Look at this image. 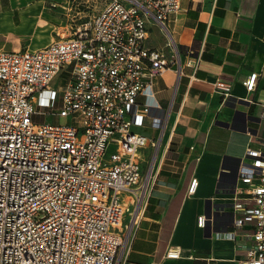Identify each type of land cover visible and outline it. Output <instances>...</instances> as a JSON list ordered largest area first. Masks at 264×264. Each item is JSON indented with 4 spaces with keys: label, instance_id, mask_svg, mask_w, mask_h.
I'll return each mask as SVG.
<instances>
[{
    "label": "built area",
    "instance_id": "built-area-1",
    "mask_svg": "<svg viewBox=\"0 0 264 264\" xmlns=\"http://www.w3.org/2000/svg\"><path fill=\"white\" fill-rule=\"evenodd\" d=\"M47 2L61 9L67 34L34 50L0 48V264H114L151 178L139 149L156 144L133 130L157 107L138 97L151 91L153 75L182 72L170 39L168 53L147 44L149 27L169 35L180 0ZM65 68L66 83L54 86ZM256 79L253 72L242 83L252 91ZM214 90L229 97L231 84L218 78ZM164 120L152 116L151 125L162 128ZM231 209L234 229L226 235L249 241L237 264H264V148L247 145ZM204 221L197 217L199 226Z\"/></svg>",
    "mask_w": 264,
    "mask_h": 264
},
{
    "label": "crops",
    "instance_id": "crops-1",
    "mask_svg": "<svg viewBox=\"0 0 264 264\" xmlns=\"http://www.w3.org/2000/svg\"><path fill=\"white\" fill-rule=\"evenodd\" d=\"M167 28L169 35L151 24L147 44L168 53L170 39L182 72L153 75L151 91L138 97L157 107L133 130L156 144L139 149L151 178L119 264H237L249 245L240 233L226 235L237 166L249 143L264 148V0H180ZM24 49L34 50H5ZM253 72L248 91L242 82ZM218 78L230 82L229 97L214 90ZM152 116H164L162 128ZM168 249L178 257H166Z\"/></svg>",
    "mask_w": 264,
    "mask_h": 264
},
{
    "label": "rangeland",
    "instance_id": "rangeland-1",
    "mask_svg": "<svg viewBox=\"0 0 264 264\" xmlns=\"http://www.w3.org/2000/svg\"><path fill=\"white\" fill-rule=\"evenodd\" d=\"M0 0V47L12 48H40L56 40L58 35L67 34L66 21L61 15L59 7H51L47 0ZM1 12H7L2 14ZM169 37V36H168ZM69 71L62 69L53 79L54 86L64 85ZM41 120V117H37ZM53 121V120H50ZM62 121V120H59ZM150 132L149 129L146 130ZM153 133V132H152ZM109 147L107 153L112 151ZM133 204L124 212L120 228L130 227V218L133 215ZM133 221V220H132ZM120 251L117 253L114 264L120 263Z\"/></svg>",
    "mask_w": 264,
    "mask_h": 264
}]
</instances>
